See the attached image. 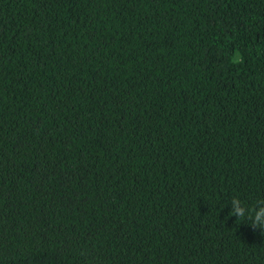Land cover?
Listing matches in <instances>:
<instances>
[{
    "label": "trees",
    "instance_id": "trees-1",
    "mask_svg": "<svg viewBox=\"0 0 264 264\" xmlns=\"http://www.w3.org/2000/svg\"><path fill=\"white\" fill-rule=\"evenodd\" d=\"M252 222L264 0H0V264H264Z\"/></svg>",
    "mask_w": 264,
    "mask_h": 264
},
{
    "label": "clouds",
    "instance_id": "clouds-1",
    "mask_svg": "<svg viewBox=\"0 0 264 264\" xmlns=\"http://www.w3.org/2000/svg\"><path fill=\"white\" fill-rule=\"evenodd\" d=\"M230 215L232 216H236L238 219L243 217V213L240 209H237L235 213H230ZM250 226L253 228V229H256V228H260V229H264V225H257L255 222H252L250 224Z\"/></svg>",
    "mask_w": 264,
    "mask_h": 264
}]
</instances>
